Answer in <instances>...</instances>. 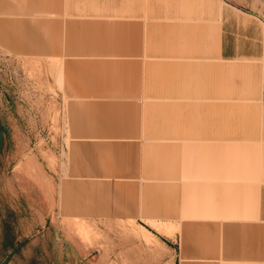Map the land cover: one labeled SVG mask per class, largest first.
<instances>
[{
  "label": "rangeland",
  "instance_id": "obj_1",
  "mask_svg": "<svg viewBox=\"0 0 264 264\" xmlns=\"http://www.w3.org/2000/svg\"><path fill=\"white\" fill-rule=\"evenodd\" d=\"M224 7L263 27L264 0H0V264H196V140L264 138V54L162 56Z\"/></svg>",
  "mask_w": 264,
  "mask_h": 264
},
{
  "label": "crops",
  "instance_id": "obj_2",
  "mask_svg": "<svg viewBox=\"0 0 264 264\" xmlns=\"http://www.w3.org/2000/svg\"><path fill=\"white\" fill-rule=\"evenodd\" d=\"M231 9L224 7L215 23L201 20L193 26L181 19L170 25V34L176 32L179 42L164 48L165 71L168 65L198 70V66L213 67L221 61L229 69L237 61H259L264 54L260 47L264 24L251 14ZM235 10L244 18L256 19L253 31L237 25ZM193 32L199 34L190 41L184 37ZM207 86L213 88L212 83ZM211 95L202 94L196 101L219 100ZM240 130L237 137L196 140V264H264L263 125L253 132ZM139 227L146 238L153 236L143 225Z\"/></svg>",
  "mask_w": 264,
  "mask_h": 264
},
{
  "label": "bare ground",
  "instance_id": "obj_3",
  "mask_svg": "<svg viewBox=\"0 0 264 264\" xmlns=\"http://www.w3.org/2000/svg\"><path fill=\"white\" fill-rule=\"evenodd\" d=\"M160 224V223H159ZM152 226V225H151ZM158 228V227H157Z\"/></svg>",
  "mask_w": 264,
  "mask_h": 264
}]
</instances>
